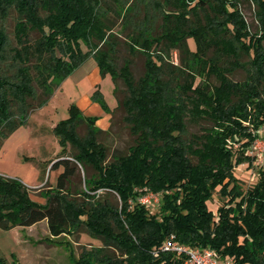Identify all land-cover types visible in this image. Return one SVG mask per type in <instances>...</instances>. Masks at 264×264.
Returning <instances> with one entry per match:
<instances>
[{"label": "trees", "instance_id": "obj_1", "mask_svg": "<svg viewBox=\"0 0 264 264\" xmlns=\"http://www.w3.org/2000/svg\"><path fill=\"white\" fill-rule=\"evenodd\" d=\"M113 1L0 0V149L91 56L112 76L117 98L111 110L101 96L108 130L77 104L53 127L62 150L48 166L62 170L42 192L45 203L0 174V227L47 220L60 246L83 232L102 241L79 257L70 252L74 264H184L161 250L171 234L221 260L264 264V168L246 190L235 175L239 162L252 164L253 140L264 138V0H249L256 32L242 0ZM12 13L14 39L6 24ZM122 45L145 57L141 76L130 57L118 65ZM238 69L245 79H233ZM118 110L133 141L110 155L101 135L111 133ZM203 121L212 125L189 132ZM217 190L224 201L215 213L208 202ZM150 192L158 204L140 201Z\"/></svg>", "mask_w": 264, "mask_h": 264}, {"label": "rangeland", "instance_id": "obj_2", "mask_svg": "<svg viewBox=\"0 0 264 264\" xmlns=\"http://www.w3.org/2000/svg\"><path fill=\"white\" fill-rule=\"evenodd\" d=\"M109 1L111 5L113 0ZM140 1V0H138ZM151 0H141L142 3ZM241 10L249 23L252 32L259 28V22L256 17V6L249 0H242ZM16 14L12 13L7 19L6 24L9 28V34L14 39V24ZM158 20V19H157ZM119 26L115 29L118 30ZM189 45L192 50L197 49L194 38L189 39ZM120 47V59L118 65H122L125 57L133 60V72L136 77L144 73L145 57L141 53L130 55L128 50ZM83 49L86 46L83 44ZM92 60H85L75 71L67 77L61 86L57 89L54 97L46 104L38 108L28 118L25 125L19 127L12 134L7 136L0 149V174L13 178H18L31 188V196L34 200L45 203L46 199L42 192L48 185L54 186L57 177L62 168L51 169L48 164L52 159L61 153V146L57 136L53 132L54 124L61 119L69 117V107L77 104L87 115L98 117L99 126L108 128L110 122L109 111L101 103H94L93 96L99 91L103 94L105 102L113 109L117 105L115 95V84L110 74L103 76L99 68L89 71ZM172 60L179 64V54L174 52ZM234 80H243L246 73L243 69H238L232 75ZM78 78V79H77ZM120 89H124L122 81H119ZM88 99V100H87ZM93 105L98 106L100 112H94ZM96 111V110H95ZM123 112L118 110L115 113L116 124L112 125L111 133H104L101 139L109 146L110 155L117 152H127L129 145L132 144V137L128 128L121 120ZM211 122L203 121L200 124H190V133H201L203 127L211 126ZM84 131H82L83 133ZM264 139V138H263ZM261 141V142H257ZM236 143L235 147H239ZM256 149H253L254 146ZM264 141L258 136L253 140L247 154L253 158L250 165L249 161H241L235 167V175L240 184L246 190L254 185L260 178V169L264 168ZM224 201L221 198L219 190L214 194L213 199L208 203L210 208L216 213L218 206ZM70 245L60 246V243L50 235L48 221L35 224L30 227H15L6 230L0 227V256L3 258L0 264H74L70 258V252L79 257L84 248L101 246L102 241L90 234L83 232L80 237H68Z\"/></svg>", "mask_w": 264, "mask_h": 264}, {"label": "built area", "instance_id": "obj_3", "mask_svg": "<svg viewBox=\"0 0 264 264\" xmlns=\"http://www.w3.org/2000/svg\"><path fill=\"white\" fill-rule=\"evenodd\" d=\"M261 134L263 131L260 132ZM260 140L264 141L260 136ZM258 143L261 141H257ZM254 146L253 149H256ZM264 153V148L261 150ZM140 201L146 205H155L159 203V195L150 192L140 198ZM161 250L171 252L184 257V264H234L231 258L221 260L209 247H195L181 242L175 234L168 236L161 246Z\"/></svg>", "mask_w": 264, "mask_h": 264}, {"label": "crops", "instance_id": "obj_4", "mask_svg": "<svg viewBox=\"0 0 264 264\" xmlns=\"http://www.w3.org/2000/svg\"><path fill=\"white\" fill-rule=\"evenodd\" d=\"M92 58H94L93 56H91ZM91 57H89V58H91ZM95 59V58H94ZM95 61H96V59H95ZM96 63H97V61H96ZM90 65V68H89V71L88 72H90V71H94L95 69H97V68H99V66H98V64H95V62L92 60V62H91V64H89ZM100 70V69H99ZM78 79V78H77ZM56 93V92H55ZM55 95V94H54ZM101 96L103 97V100L105 101V99H104V96H103V94L101 93V92H99V94H97L96 95V97H95V94H94V96H93V102L94 103H101ZM54 97V96H53ZM88 100V99H87ZM102 104V103H101ZM80 107V106H79ZM93 108L96 110H94V112H96V114H98L99 112H100V110H99V108H98V106H96V105H93ZM109 108H110V106H109ZM81 109V108H80ZM82 110V109H81ZM112 110V109H111ZM83 111V110H82ZM83 113H84V111H83ZM85 114V113H84ZM85 115H87V114H85ZM109 115H110V122H109V126H108V128H103V127H100L99 126V121H97V125L100 127V128H102L103 130H108L109 129V127H110V124H111V113L109 112ZM87 116H95V115H87ZM56 124H54V126H55ZM43 221H47V220H43ZM43 221H41V222H43ZM41 222H39V223H41ZM38 224V223H37ZM33 226V225H32ZM25 228V227H24Z\"/></svg>", "mask_w": 264, "mask_h": 264}]
</instances>
